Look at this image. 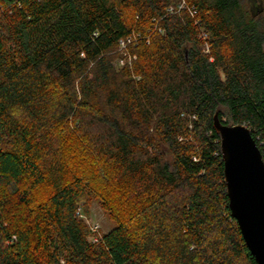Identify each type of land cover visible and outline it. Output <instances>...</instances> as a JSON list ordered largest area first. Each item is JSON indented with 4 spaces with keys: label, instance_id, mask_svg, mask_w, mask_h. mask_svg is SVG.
Returning a JSON list of instances; mask_svg holds the SVG:
<instances>
[{
    "label": "trees",
    "instance_id": "16d2710c",
    "mask_svg": "<svg viewBox=\"0 0 264 264\" xmlns=\"http://www.w3.org/2000/svg\"><path fill=\"white\" fill-rule=\"evenodd\" d=\"M253 6L0 0V264H255L213 129L247 127L264 161ZM90 198L114 222L96 241Z\"/></svg>",
    "mask_w": 264,
    "mask_h": 264
},
{
    "label": "water",
    "instance_id": "95a60500",
    "mask_svg": "<svg viewBox=\"0 0 264 264\" xmlns=\"http://www.w3.org/2000/svg\"><path fill=\"white\" fill-rule=\"evenodd\" d=\"M213 129L220 137L223 177L232 218L255 264H264V161L250 131L227 126L217 116Z\"/></svg>",
    "mask_w": 264,
    "mask_h": 264
},
{
    "label": "rangeland",
    "instance_id": "374dc122",
    "mask_svg": "<svg viewBox=\"0 0 264 264\" xmlns=\"http://www.w3.org/2000/svg\"><path fill=\"white\" fill-rule=\"evenodd\" d=\"M254 2L255 0H241L243 7L248 12L254 8ZM118 65L120 66L119 62ZM86 208L87 211L84 212V205L80 204L77 214L88 227L91 237L94 238L103 233H107L113 228L114 222L112 221L109 213L102 208L98 199L90 198L87 202Z\"/></svg>",
    "mask_w": 264,
    "mask_h": 264
},
{
    "label": "built area",
    "instance_id": "2783aa9c",
    "mask_svg": "<svg viewBox=\"0 0 264 264\" xmlns=\"http://www.w3.org/2000/svg\"><path fill=\"white\" fill-rule=\"evenodd\" d=\"M184 5V3H181V6H183ZM127 42H129L130 40H126ZM120 44H121V46H124L125 44H124V41H120ZM93 241H96L94 238H93Z\"/></svg>",
    "mask_w": 264,
    "mask_h": 264
}]
</instances>
